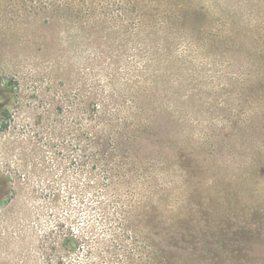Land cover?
<instances>
[{
	"label": "rangeland",
	"instance_id": "374dc122",
	"mask_svg": "<svg viewBox=\"0 0 264 264\" xmlns=\"http://www.w3.org/2000/svg\"><path fill=\"white\" fill-rule=\"evenodd\" d=\"M80 262L264 264V0H0V264Z\"/></svg>",
	"mask_w": 264,
	"mask_h": 264
},
{
	"label": "trees",
	"instance_id": "16d2710c",
	"mask_svg": "<svg viewBox=\"0 0 264 264\" xmlns=\"http://www.w3.org/2000/svg\"><path fill=\"white\" fill-rule=\"evenodd\" d=\"M97 106V105H96ZM7 127V125L6 124H4L3 125V127H2V129L3 128H6ZM134 130V129H133ZM145 130H150V129H146V128H140V131L138 132V134L141 132V131H145ZM115 133V132H114ZM137 134V135H138ZM126 140V139H125ZM127 141V140H126ZM109 220H113V221H117V219L114 217V214H112L110 217H109ZM67 220H65V222H64V226H65V224L67 225ZM119 224V223H118ZM119 227L121 228V226H120V224H119ZM122 227H123V232H122V234L125 236L126 235V232H127V229L126 228H124V227H126V224L125 223H123L122 222ZM65 240L67 241V242H70V243H74V242H76V239H72V238H70L69 237V235H67L66 236V238H65ZM137 253H138V245H137V243H136V241H132L131 242V244H130V247H129V254H130V258L132 259V257H134L135 255H137ZM80 264H85L84 262H80Z\"/></svg>",
	"mask_w": 264,
	"mask_h": 264
}]
</instances>
